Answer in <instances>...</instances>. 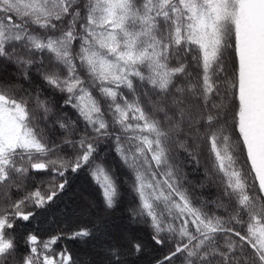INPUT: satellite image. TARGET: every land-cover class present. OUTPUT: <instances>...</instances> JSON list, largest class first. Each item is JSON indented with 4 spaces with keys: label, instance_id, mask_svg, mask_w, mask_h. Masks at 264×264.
<instances>
[{
    "label": "snow or ice",
    "instance_id": "6c2138e0",
    "mask_svg": "<svg viewBox=\"0 0 264 264\" xmlns=\"http://www.w3.org/2000/svg\"><path fill=\"white\" fill-rule=\"evenodd\" d=\"M0 264H264V0H0Z\"/></svg>",
    "mask_w": 264,
    "mask_h": 264
},
{
    "label": "trees",
    "instance_id": "16d2710c",
    "mask_svg": "<svg viewBox=\"0 0 264 264\" xmlns=\"http://www.w3.org/2000/svg\"><path fill=\"white\" fill-rule=\"evenodd\" d=\"M191 179L195 180L196 176L193 174ZM70 179H73L70 176ZM79 193H87L91 198L99 200V192L92 184L90 177L86 173H81L79 177L73 179V187L69 191L68 195L62 197L57 202L55 211L57 216L62 211L70 210L75 211L77 205L80 203ZM123 199L120 205L111 213V219L115 222V227L110 230L112 235H117L119 230L126 226L128 219V209L135 205L134 198L130 195L127 188L123 190ZM50 219L46 214H41L31 224L23 226L21 233L32 230L33 228H39L42 234L46 233L49 227ZM140 236L147 238L149 235V229L147 227H138L134 229ZM108 239L107 234L98 233L94 239H90L87 245L81 244L80 242L70 243L69 246L75 251L81 260L87 259V254L92 250L93 246H96Z\"/></svg>",
    "mask_w": 264,
    "mask_h": 264
}]
</instances>
